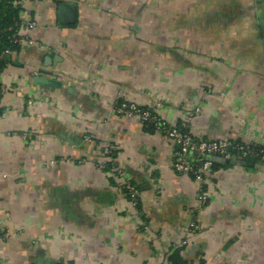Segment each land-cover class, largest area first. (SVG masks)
<instances>
[{
    "label": "crops",
    "instance_id": "obj_1",
    "mask_svg": "<svg viewBox=\"0 0 264 264\" xmlns=\"http://www.w3.org/2000/svg\"><path fill=\"white\" fill-rule=\"evenodd\" d=\"M62 2L74 23L59 22ZM20 11L35 25L19 27L1 75L0 264H167L176 248L185 264H264V162L215 156L201 183L175 169L179 144L119 111L128 101L196 139L264 144V0Z\"/></svg>",
    "mask_w": 264,
    "mask_h": 264
},
{
    "label": "built area",
    "instance_id": "obj_2",
    "mask_svg": "<svg viewBox=\"0 0 264 264\" xmlns=\"http://www.w3.org/2000/svg\"><path fill=\"white\" fill-rule=\"evenodd\" d=\"M23 0H16L14 4L22 8ZM22 11V10H21ZM19 12V18L16 22L17 26L28 25L33 27L35 22L26 15L27 12ZM20 44L25 42L23 37L18 39ZM119 111L125 113L129 116H137L144 123H152L157 130L164 133L167 137L174 140L177 144L181 146V149L176 153V158L174 162V167L178 172H183L191 174L196 180L203 183L205 180V174L211 170L212 161H203L205 156H223L226 159L232 157V155L239 154L240 156L246 158L248 156H255V154H261V161H264V144H262L261 149L258 151L253 145H247L242 142H232L227 139H217V140H204L196 139L189 132H184L179 127L168 126L166 122L156 115L150 109H143L134 103L124 101L119 106ZM107 153L108 150H105ZM189 155H196L200 157V164H194L192 158ZM112 171H119L118 167H112ZM126 189L131 196V200L136 204L137 192L131 183L126 184ZM201 199L206 202L208 196L205 192H202ZM190 226L192 229L196 228V223L191 222ZM187 243V241H184Z\"/></svg>",
    "mask_w": 264,
    "mask_h": 264
},
{
    "label": "trees",
    "instance_id": "obj_3",
    "mask_svg": "<svg viewBox=\"0 0 264 264\" xmlns=\"http://www.w3.org/2000/svg\"><path fill=\"white\" fill-rule=\"evenodd\" d=\"M16 0H0V96L2 92V81L1 75L8 64L7 54L12 51H19L21 49V44L18 39L19 35V26L16 25V22L19 18L20 6L14 4ZM152 129L157 130V128L152 123H147ZM184 132L185 128H181ZM258 151L261 149V145H253ZM110 155L113 158H116V153L114 150L110 152ZM252 156L244 158L246 161H249ZM257 160L261 161V154H255ZM194 164H200V157L193 155L192 157ZM203 161H211V157L205 156L202 159ZM264 162V161H263ZM212 166L215 163L212 162ZM112 166V164H108ZM130 196V194H128ZM131 198V196H130ZM139 205L138 197L136 199V205ZM186 260L182 254V248H176L173 250L167 257V264H185Z\"/></svg>",
    "mask_w": 264,
    "mask_h": 264
},
{
    "label": "water",
    "instance_id": "obj_4",
    "mask_svg": "<svg viewBox=\"0 0 264 264\" xmlns=\"http://www.w3.org/2000/svg\"><path fill=\"white\" fill-rule=\"evenodd\" d=\"M76 8L77 5L73 2H62L58 5V20L62 24H71L74 23L76 20ZM39 82L47 83L50 85H58L59 82L54 79L49 78H39ZM215 159V156L211 157V161ZM257 161L255 156H252L249 160L250 164L254 165Z\"/></svg>",
    "mask_w": 264,
    "mask_h": 264
}]
</instances>
